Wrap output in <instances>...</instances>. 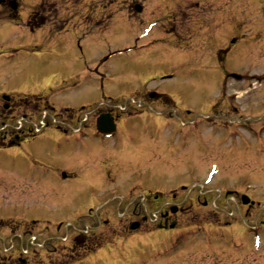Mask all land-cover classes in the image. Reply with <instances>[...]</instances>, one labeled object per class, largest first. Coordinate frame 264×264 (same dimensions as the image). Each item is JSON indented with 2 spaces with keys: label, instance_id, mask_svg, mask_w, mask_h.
Listing matches in <instances>:
<instances>
[{
  "label": "rangeland",
  "instance_id": "1",
  "mask_svg": "<svg viewBox=\"0 0 264 264\" xmlns=\"http://www.w3.org/2000/svg\"><path fill=\"white\" fill-rule=\"evenodd\" d=\"M166 1L82 0L87 5L82 14L88 13L89 6L87 31L70 30L71 24L65 28L55 26L58 19H68L73 12L70 6L77 0H24L22 21L0 24V92L32 90L49 96L51 106L54 103L59 109L78 110L98 106L108 99L130 105L134 110L129 100L135 98L144 103L137 122L151 126L165 121L158 113L168 112L166 117L170 118L172 127L182 128L184 123L192 128L190 123H200L197 129L190 131L187 143L178 137L171 139L173 155L169 164L173 172H169L167 181L175 187L188 185L190 174L186 170H200L201 195L207 198L208 205H200L199 213L207 219L206 223L200 231L180 224L173 231L153 232L149 226L151 232L124 241V250L140 253H125L119 264H264V0L220 1L226 12L231 11L221 18L222 37L229 34L238 42L229 55L221 51L223 60L215 63L209 60L212 56L208 57L209 49L204 53L188 51L182 49V43H173L167 34L168 24L163 20L166 18L164 8L169 6ZM180 1L183 0H171L170 4ZM143 2L145 11L141 15L134 13L133 4ZM41 3L37 8L39 14H43L45 26L31 31L26 25V15ZM128 11L133 14L129 15ZM155 21L160 22L154 28ZM118 51L121 53L116 54ZM230 74L240 75L241 79ZM144 91L168 96L159 99L175 108L166 109L158 102H146ZM221 91L238 113L231 116L210 113V106ZM92 120L90 115L89 122ZM220 124H233L237 133L231 138L219 131ZM59 136L51 127L40 138ZM95 144L89 141V146ZM112 145L109 142L105 146L106 153H138L128 142L115 148ZM17 152L12 151L7 159L21 160ZM57 163L58 173L45 166L42 168L45 178L54 180L52 188L40 193L0 190V218H18L23 216L26 207L40 205L46 209L44 216L71 222L73 216L60 212L62 205L71 204L72 208L86 199L68 193L81 191L78 186L87 174L90 186L93 174L103 167L94 157L80 162L62 158ZM156 165L148 161L139 167L126 168L133 170L128 175L133 174L131 180L134 181L144 177L145 170L159 167V163ZM61 168L65 172L74 171L77 177L64 179ZM3 170L5 172L6 168H0V174ZM125 175L126 172L122 173V179ZM110 180L100 182L99 190L89 189L86 200L89 207L97 205L96 194L100 191H110L108 189L118 184L124 186L119 180L115 184ZM162 184L168 185V182ZM199 190L195 189V194ZM236 191L240 193H234ZM242 193L259 203L248 216L241 205ZM125 211L126 208L120 212L118 209L115 219L122 218ZM223 222L229 225L224 227ZM257 225V231L249 229ZM86 228L77 223L62 226L56 232V237L61 238L57 243L69 245L66 239L73 233H86ZM97 229L89 222V233ZM34 241L37 239H30V245ZM0 242L2 252L4 242ZM54 243L52 239L41 240L47 250ZM103 261H106L104 257L94 255L73 264H103Z\"/></svg>",
  "mask_w": 264,
  "mask_h": 264
},
{
  "label": "flooded vegetation",
  "instance_id": "2",
  "mask_svg": "<svg viewBox=\"0 0 264 264\" xmlns=\"http://www.w3.org/2000/svg\"><path fill=\"white\" fill-rule=\"evenodd\" d=\"M170 1H166L169 6L165 8L166 18L163 20L168 24L167 34L173 43L177 45L182 43V49L188 51L197 50L204 53L205 49H209L208 57L212 56L208 59L213 63L222 62L223 57L220 52L225 51V55H229L238 42L236 38H232L226 33L225 37H222L223 33L221 29L219 30L223 14H229L231 11L226 12L222 8L221 0H183L176 4H170ZM22 2L23 0H1L0 24L20 23L24 4ZM137 6L140 7V12H136ZM70 7L73 8V12L68 19H58L55 26L65 28L71 24L70 30L89 31V6L88 13L85 15L81 11L87 8V5L82 3V0H77ZM133 7L134 13L139 15L145 11L144 2L143 4L134 3ZM38 10L37 8L34 14L32 12L26 15L27 27L31 31L39 29L44 24L43 14L42 12L39 14ZM128 12L129 15L133 14L132 11ZM222 39L225 41L223 42ZM159 97L164 96L156 94L151 97L150 92L145 94V98L151 102H158L166 109H174L173 106L170 108L167 104L165 105ZM225 97L221 92L217 100L210 106L212 115L216 113L231 116L238 113V109L233 107ZM44 102V98L32 90L0 92V126L2 127V130L0 129V160H2L0 168H6V171L3 170L0 174V190L40 193L44 189L55 186L53 179H46L43 175V166L47 170L58 173L57 162L59 159L63 158L68 161L77 159L80 162L89 161V157H94L103 168L93 174V182L91 181L90 186L89 174H87L80 181L82 184L78 186L82 190L78 193H68V195L77 194L88 200L89 189H92V192L95 189L99 190L102 187L100 182H107L110 179L113 184L119 180V183L122 182L121 184L124 186L118 184L115 188L108 189L110 191L97 193L96 206L89 207V202L86 200L77 202V205L72 208L71 204L64 207L62 205L60 212L73 216L70 217L71 222L66 221L67 217L64 218L66 220L59 222L52 220L53 216H44L43 211L46 209L41 208L40 205H37V208L26 207L23 216L18 218H0V240L18 241L13 244V250L18 247L20 249L27 248V241L33 236L40 241L52 239L55 242L50 250H47L46 244L37 243L35 248L28 251L26 257H19L16 252L0 255V264H65L81 261L94 255L104 257L106 261L101 262L103 264H119V260L124 257L125 253H140L137 250H124V241L133 236L135 238L142 237L151 232L149 226L152 227L153 232L175 230L180 224L195 227L200 231L199 229L207 220L203 214L202 217L199 213L201 212L200 205L201 207L208 205L207 198L201 195L200 170H186L190 174L188 185L179 184L175 187L173 183L167 181L169 172H173V168L171 167V169V164H169L172 162L171 156L173 155L171 139L178 137L183 143H187L192 130L189 126L182 123V128L172 127L169 122L170 118L166 117L168 112L158 113L159 118L165 121L151 124V126L147 123L137 122L142 111L120 109L117 107L118 103L111 99L104 102L103 105L89 106L80 110L59 109L53 103L54 109L61 114L60 118L64 122L53 126L60 135L58 138L43 139L40 138L41 134L28 135L19 131L15 124L20 117L29 108L35 115H38ZM89 112L93 119L90 122ZM102 114H109L115 123V128L109 137L97 128L96 119ZM101 126L105 129L111 127L108 123H103ZM218 128L219 131H224V134L229 136L236 134L233 124H220ZM89 141H94L97 145L89 146ZM109 142H112L113 148L122 142H128L134 146L138 153L131 155L124 152L123 155L106 153L105 146ZM12 151H18L17 153L21 154V160L7 159ZM148 161L155 166H158L156 164L159 163V167L145 170L144 177L132 181L133 174L128 175V173L133 170L126 167H139L140 164L144 165ZM177 171L181 172L178 169ZM124 172H126L125 179H122ZM60 173L64 179L77 177L72 170L65 172L61 168ZM164 181L168 182V185L162 184ZM195 189H200V192L195 194ZM120 192H124V194L121 195ZM115 195H118V198H114ZM115 199L120 201L111 202ZM202 199L204 200L203 204ZM241 205L245 208V214L248 216L259 203L244 205L241 202ZM122 208H126L123 217L120 218L121 220L115 219L114 213L118 209L120 212ZM89 222L98 229L89 233ZM76 223L86 226L87 232L74 233L69 245L57 243L56 232L64 225L74 226ZM223 223H225L224 227L229 225L227 222ZM134 224L137 227L134 228ZM143 232L144 234H142ZM137 233L141 235H136ZM99 252L101 253L99 254Z\"/></svg>",
  "mask_w": 264,
  "mask_h": 264
},
{
  "label": "water",
  "instance_id": "3",
  "mask_svg": "<svg viewBox=\"0 0 264 264\" xmlns=\"http://www.w3.org/2000/svg\"><path fill=\"white\" fill-rule=\"evenodd\" d=\"M101 120L103 121L102 118H101ZM101 120H99V122H100ZM243 200H244V203H245V204H247V203L249 202V199H248L247 197H245Z\"/></svg>",
  "mask_w": 264,
  "mask_h": 264
}]
</instances>
